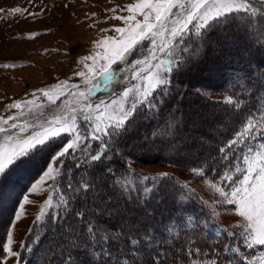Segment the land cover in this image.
<instances>
[{"label": "snow or ice", "instance_id": "6c2138e0", "mask_svg": "<svg viewBox=\"0 0 264 264\" xmlns=\"http://www.w3.org/2000/svg\"><path fill=\"white\" fill-rule=\"evenodd\" d=\"M28 3L35 6V0ZM257 3L264 5V0H135L123 8H109L113 14L127 13L111 17L123 21L124 27L102 30L118 35L95 41L98 51L94 53L76 57L71 50L64 53L77 66L71 75L79 77L80 83H57L53 88L58 91L37 89L48 104L37 105L46 111L36 122L17 123L24 115L22 110L16 116L0 117V175L26 161H42L44 165L0 235V264H27L25 254L34 251L32 245L41 237L29 227V241L17 246L13 229L26 218V206L34 204L30 194L39 195L47 182L60 193L59 198L54 203L49 195L43 201L33 226H43L46 220L60 239L59 256L54 254L50 264H78L77 252L87 256V264H249L255 256L249 250L257 247L264 255V115L256 121L253 112L246 110L252 98H258V103L264 101V59L259 64L251 61L252 48L264 56V39L256 38L257 23H264V11L254 6ZM47 11L43 4L38 11L19 6L7 12L0 9V13L13 18L19 14L25 20L38 19ZM85 19L94 21L89 28L99 22L96 13ZM35 35L38 33L29 38ZM233 56L243 64L235 70L240 90L220 103L242 130L195 165L185 167L194 180L218 193L214 204L230 206L225 211L240 218L231 226L213 223L216 231L209 242L201 238L209 226L207 219H201L207 200L196 198L200 204L197 210L192 198L173 196L170 208L164 209L169 212L167 223L156 219L168 193L184 189L195 196L192 181L178 182L168 171L135 173V159L121 144L142 122L162 115L171 136L186 131L188 125L196 131L197 119L183 113L180 102L189 92L206 103L216 102L206 87L182 84L179 78L193 79V69L209 57L215 62ZM98 62L99 67H95ZM117 74L120 89L114 88L108 101L102 97L94 100L97 81L102 79L107 87ZM32 95L35 97V92ZM62 97L75 99L69 107ZM173 99L176 103L170 104ZM33 103L16 101L8 107L21 109L23 104L31 112ZM257 137L259 150L249 148L252 154L242 156L246 167L241 168L232 150L242 141ZM189 138L193 147L205 143L203 136ZM128 176H135L138 182ZM219 215L214 208L212 218ZM115 217L121 222L113 228L107 222ZM170 224L182 227L176 230Z\"/></svg>", "mask_w": 264, "mask_h": 264}, {"label": "rangeland", "instance_id": "374dc122", "mask_svg": "<svg viewBox=\"0 0 264 264\" xmlns=\"http://www.w3.org/2000/svg\"><path fill=\"white\" fill-rule=\"evenodd\" d=\"M133 2L135 0H35V6H33L28 3V0H0V9H5L6 12L16 6L28 7L32 11L40 10L42 4L48 8L46 13L35 20H25L19 14L16 15V18H13L11 15L0 13V65H15V67L11 68L0 67V117L16 116L22 110L24 115L17 120V123H24L25 121L29 123L36 122L41 112L46 111V108H39L37 105L46 106L48 104L47 99L37 89L44 88L58 91L53 88L57 83L63 81H67L69 84L80 83L79 77L71 75V69H75L77 66L72 64L71 59L64 55V53L71 50L72 57H76L77 54L83 56L98 51L95 41L102 39L104 36L118 35L113 31H102L103 29L110 30L115 27L125 26L123 21H117L111 19V17L113 15H127V13L121 11L113 14L108 9L116 6L123 8ZM64 4H68L69 7H61ZM254 6L257 7V4H254ZM92 13H96V21L99 22L96 23L95 27L89 28L88 25L94 21L86 20L85 17L91 16ZM138 19H142V17H138ZM32 33H38V35L29 38ZM260 38L264 39V26L261 27ZM215 64L217 62H214L213 58L209 57L205 64L193 69V79L183 76L179 78L178 82L182 84L196 83L197 86L206 87L212 96V101L216 103H206L191 92L180 102L182 112L197 119L198 129L193 132L191 126L188 125L186 126V131L177 134L179 141H175L174 146L179 145L178 148L183 146L181 149L175 148L172 157H170L172 163L170 161L160 162L159 160L151 161L147 158H138L141 155L147 157V155H151L161 148L155 144L160 143L159 141L150 139L147 142L148 139H145L147 136L142 135L149 130H156L154 128L157 123L156 120L142 122L138 130L134 131L131 134V138L125 142L127 147H125V143L121 144V147L126 152L130 151L135 159V163L133 164L135 173L155 175L161 171H168L177 177L178 182L192 181L191 188L195 190V196L187 190L182 189V191L187 196L208 201V206L204 209L205 216L201 219H207L209 222V226L203 229V238L208 239L209 242H211L216 231L215 227H212L213 223L231 226L233 223H239L240 218L225 211V208L230 206L214 204L213 201L218 198V193H215L212 187L206 185L201 180H194L193 176L189 172H186L179 162L198 163L207 152H211V145L215 142V137L220 132L227 131L235 121L227 111L223 110L224 104L220 103L226 96L234 94V92H225L221 85L215 84L214 80L209 78L210 75L214 74L213 72L209 75V72H211L209 69L216 71L218 74L228 69L216 68ZM95 67H99V62ZM130 75L131 73H129ZM205 76H208V79H205ZM118 78L119 74H117V78H114L113 81L108 82L107 87H105V82L102 79L98 80L99 87L93 93V99L102 97L105 101H108L114 94L113 89L115 88L118 91L121 87V85L116 83ZM61 87H63L62 84ZM64 91L67 93L69 89L65 88ZM236 91L239 92V89H236ZM34 92L35 97L32 95ZM74 99V97L61 98L69 107ZM16 101H34L29 106L32 111L29 112V108L24 107L23 104L21 109L8 107ZM60 103L61 101H58V104ZM173 103H176V99L170 101V104ZM154 122L155 124L150 127L149 124ZM239 130H242V128L236 130V132ZM192 135L203 136L205 143L193 147L189 138ZM0 140H2V136H0ZM260 142L258 138H249L238 151V155H235L236 158L238 157L236 163L241 168L246 167L242 156L244 154H252L248 152L249 148L259 150L258 145ZM37 163L39 162L26 161L21 165L9 169V173L7 171L5 174L0 175V235L4 233L8 226V222L18 206L19 199L24 194H28L30 186L39 178L42 169L33 180L30 178ZM5 175L6 179L1 182ZM126 178L133 182L137 180L135 176H128ZM50 183L47 182L43 185V191L39 195L30 194V199L34 201V204L26 206V218L18 221L17 227L13 229L17 246L29 236L27 234L29 227H34L36 234L43 235L45 231L44 221L43 226L42 224L33 226V220L39 215L40 205L49 195L53 197L54 203L59 198L60 193L57 190L49 188L48 185ZM178 191L180 195H184L180 190ZM174 195L176 194L174 193ZM167 201L168 199L166 198V203ZM197 205L200 207L198 201ZM214 208L220 215L212 218ZM169 226L175 227L176 230L182 227L176 224H170ZM46 235L48 234L46 233ZM53 247L52 245L49 249L52 250ZM17 250L20 249L18 248ZM249 251L255 252V256L252 257L249 264H264V255L261 254L262 250L259 247Z\"/></svg>", "mask_w": 264, "mask_h": 264}, {"label": "trees", "instance_id": "16d2710c", "mask_svg": "<svg viewBox=\"0 0 264 264\" xmlns=\"http://www.w3.org/2000/svg\"><path fill=\"white\" fill-rule=\"evenodd\" d=\"M257 7L259 9H261L262 11H264V5H260V4L257 3ZM260 24H261V27L264 26V23H260V22L257 23V29H258V35L256 37L257 39H262V38H260V33H261ZM251 53H252L251 61L253 63H255V64H259L260 61L262 59H264V56H262L259 52H257L255 48L251 49ZM238 59L239 58L233 56V57L222 58V59L216 60L217 64L214 65L216 68L217 67L218 68L221 67V68L228 69L226 71H221L220 74H218L216 71H214L212 69H209V71H211V72H209V75L214 72V74L210 75L209 78H212V80H214L215 84L217 83V84L221 85L222 89L225 92H227V93H232V92L236 93L237 92L236 89L240 90V83L235 79V70L238 67H242L243 64L242 63L238 64L237 63ZM205 79H208V76H205ZM257 101H258V98H252L249 101L250 104L249 105L247 104L246 110L252 111L253 115L256 117V121H259L260 120L259 118H261V116L264 115V101H259V103ZM185 104H187V103H185ZM177 115H179V113H177ZM148 121H151V120H148ZM256 121H254V123ZM156 122L157 123L154 126V128L156 130H154V129L153 130H149V131L143 133L142 135H145V136L148 137L147 142H149L150 139H154V141H159L160 143H155V144L157 146L161 147V148L159 150L155 151L154 153H152L151 155H147V157H145V155H141V157H138V158H140V159L147 158V159H150L151 161L159 160L160 162H169V161L171 162L170 157H172V154H173L175 148L181 149L183 145L180 146V148H178L179 145H175L174 146L175 141H179V136H177V135L176 136L169 135L170 129L165 127L163 115L160 118L156 119ZM153 124H155V122L149 124V126L152 127ZM242 127L243 126L238 121L235 120L227 131L220 132L218 134V136L215 137V139H214L215 142L211 145V152H215L218 147L223 146L226 141H228L229 139L233 138L234 135H235L236 130H238V129L242 128ZM154 131L156 132V135H152V133ZM258 139H260V138H258ZM161 141H163V142H161ZM160 144H162V145L160 146ZM244 144H245V142L242 141L240 144H238L232 150V154H234V157H235V155L238 153V151L241 149V147ZM142 147H143V145H142ZM237 160H238V157L235 160V163L237 162ZM38 162L39 163H37L34 166L33 174L30 176L31 180H33L36 177V175H38L39 171L43 168L42 161H38ZM173 164H175V163H173ZM179 164H181L185 168L186 166L195 165L196 163L179 162ZM9 171H8V173H9ZM5 177H6V175L3 176V179L1 180V182L4 179H6ZM136 182H138V181L136 180ZM177 187L179 188L178 184H177ZM179 190L183 193L182 189H179ZM174 193L176 195H174ZM173 196H175L177 199H179L182 196L183 197H190L195 202V208L197 210L200 209L199 205H197L196 199L193 196H187L186 194L180 195L179 191L170 192V193L167 194L168 201H167V203L165 202L166 205L163 206L165 204L164 203L157 210V213H156L157 221H164L165 223H167L166 218L169 215V212L165 211L164 209L165 208H170V206H171V198ZM187 202L188 201L185 200V203H187ZM161 213H162V215H161ZM186 217L187 216H185V218ZM120 222H121V219L119 217H115L113 219L108 220L107 223H108L109 226H111L113 228H116V227H118L120 225ZM44 224H45V227H44L45 231H44L43 235L36 234V232H34L35 235L40 236L41 239L39 240V242L37 244L32 245L34 247V251L31 254H25V258H26L27 264H50L51 258L53 257L54 254L57 257L59 256L60 249L57 247V245L60 244V239L52 231H49L50 229L47 226V221L46 220L44 221ZM46 233L48 235H46ZM201 238L205 239V238H203V231L201 233ZM24 241H29V236ZM52 245L54 247H53L52 250H50L49 248ZM75 255H76L78 264H87L88 258L82 252H77Z\"/></svg>", "mask_w": 264, "mask_h": 264}]
</instances>
